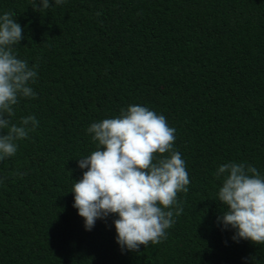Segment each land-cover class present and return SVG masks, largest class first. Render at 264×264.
I'll return each instance as SVG.
<instances>
[{
	"label": "trees",
	"instance_id": "1",
	"mask_svg": "<svg viewBox=\"0 0 264 264\" xmlns=\"http://www.w3.org/2000/svg\"><path fill=\"white\" fill-rule=\"evenodd\" d=\"M8 11L17 58L38 66L12 123L38 126L0 161V264H264V245L218 221L215 175L228 162L264 175V0H0ZM130 105L176 129L190 177L167 238L138 251L116 242L114 214L86 230L70 192L97 148L88 127Z\"/></svg>",
	"mask_w": 264,
	"mask_h": 264
},
{
	"label": "clouds",
	"instance_id": "2",
	"mask_svg": "<svg viewBox=\"0 0 264 264\" xmlns=\"http://www.w3.org/2000/svg\"><path fill=\"white\" fill-rule=\"evenodd\" d=\"M52 2L32 0V7L46 10ZM23 32L13 12L0 15V161L14 156L16 142L38 126L35 116L22 117L19 125L11 119L20 97H36L31 84L38 66L30 67L14 51L24 39ZM87 132L97 148L78 159V167L87 171L70 191L85 229L92 230L98 219L114 214L121 249L138 251L141 245L159 244L167 238L174 216L183 212L177 197L187 193L190 184L186 163L174 148L176 129L164 115L130 105L114 118L93 122ZM215 175L223 177L218 199L226 207L218 221L235 229L234 240L264 245V175L236 162L221 165Z\"/></svg>",
	"mask_w": 264,
	"mask_h": 264
}]
</instances>
